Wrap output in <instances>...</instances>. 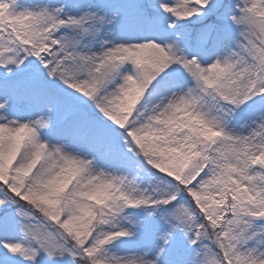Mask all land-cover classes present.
<instances>
[{"label":"snow or ice","instance_id":"6c2138e0","mask_svg":"<svg viewBox=\"0 0 264 264\" xmlns=\"http://www.w3.org/2000/svg\"><path fill=\"white\" fill-rule=\"evenodd\" d=\"M0 264H264V0H0Z\"/></svg>","mask_w":264,"mask_h":264}]
</instances>
